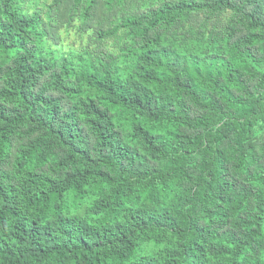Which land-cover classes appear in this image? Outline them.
<instances>
[{"label": "trees", "instance_id": "obj_1", "mask_svg": "<svg viewBox=\"0 0 264 264\" xmlns=\"http://www.w3.org/2000/svg\"><path fill=\"white\" fill-rule=\"evenodd\" d=\"M0 264H264V0H0Z\"/></svg>", "mask_w": 264, "mask_h": 264}, {"label": "rangeland", "instance_id": "obj_2", "mask_svg": "<svg viewBox=\"0 0 264 264\" xmlns=\"http://www.w3.org/2000/svg\"><path fill=\"white\" fill-rule=\"evenodd\" d=\"M73 37H74V35H72V37H70V38H69V40H70V41H69V40H67V41H68V43H70V42H71V40H72V38H73ZM66 43H67V42H66Z\"/></svg>", "mask_w": 264, "mask_h": 264}]
</instances>
